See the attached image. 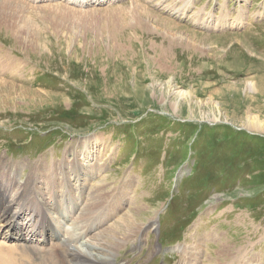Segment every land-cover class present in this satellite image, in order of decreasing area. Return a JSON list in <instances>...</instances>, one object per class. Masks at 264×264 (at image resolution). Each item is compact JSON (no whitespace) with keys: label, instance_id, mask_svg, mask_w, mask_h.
I'll return each instance as SVG.
<instances>
[{"label":"rangeland","instance_id":"374dc122","mask_svg":"<svg viewBox=\"0 0 264 264\" xmlns=\"http://www.w3.org/2000/svg\"><path fill=\"white\" fill-rule=\"evenodd\" d=\"M248 114L264 123V0H0V201L93 149L103 168L79 202L103 180L99 203L118 208L97 227L126 212L156 224L112 264H264V133L241 125ZM50 216L56 238L27 242L36 264L64 236Z\"/></svg>","mask_w":264,"mask_h":264},{"label":"bare ground","instance_id":"6f19581e","mask_svg":"<svg viewBox=\"0 0 264 264\" xmlns=\"http://www.w3.org/2000/svg\"><path fill=\"white\" fill-rule=\"evenodd\" d=\"M8 1L12 2L18 0ZM34 1L38 0H33V2ZM66 1L68 3L76 4L77 7H88L101 3L113 2L115 0ZM238 13L243 14L241 7L238 9ZM235 18L237 19L235 21L237 23L243 21L242 15L240 16L238 14ZM226 19L227 18H224L222 20V18H219V25H223L222 22H225ZM246 85L250 92L254 91L253 82L248 81ZM182 94L183 90H180V88L178 89V87H172L170 93L168 94L170 97H173L175 101L171 104V110L173 113H177L176 104L179 102ZM162 103H164V101ZM217 105L218 104H215L216 110L217 112H220L218 109L219 105ZM201 118L212 123L220 122L221 120L226 119L220 114L205 113H203ZM241 125L245 127L246 130L248 129L251 132L264 133V123L257 115H246L244 121L241 122ZM92 151L93 149H87V154L83 155V160H80L79 157L75 158L78 154L76 151L72 150L70 155L74 157V162L68 165H60L58 167L60 169V172L58 173L59 176L53 174L52 171L50 173L48 172V175L44 176H40L39 173H36L32 176V179L30 180L31 183L24 184L23 189L19 191V193H16L17 195H13L8 201H5L7 196H4V198L0 201V212L4 209V213L0 214V232L5 231V228L6 230L7 228L8 230L10 229V233H12V230H15L16 236L13 238L16 241L12 244H6L4 241L0 242V264H36L35 259H33V250L31 251V247L27 245V242L31 241L38 233L40 238L35 241H42L43 239V241H45L48 237L52 240L53 238H56L52 233V225L50 224L51 221L49 220L50 222H46L47 216L50 214L52 215V217L50 216V219L55 218V224L60 227L64 236L58 237L57 241L53 245H50L49 249L44 248V254L38 260V264H60L52 252L54 250L65 253L68 257V264H112V260L115 259V254L118 250L121 248L123 249V247H126L128 244L135 245V242L138 239L137 235L144 225L149 224L151 229L155 230L156 224L152 217L148 219L149 222L147 224L143 222L137 228H133L135 226L130 223L131 218L127 212L126 214H121L116 224L114 223L115 225L113 229L115 230L109 229L112 224L100 229L98 228L105 224V221H107L118 208L114 206L107 208L105 205L102 206L103 204L99 203V199L103 197V180L97 182L98 185L95 184L96 186L94 190L90 189L88 191V195L84 202H79L81 200V195H84V186L88 178L93 174L100 172L103 168L101 163L87 160L90 158L89 155H92L90 154ZM37 166L38 170H42L43 168L45 169L46 167L44 164L33 165L32 168L34 171H36ZM16 167L17 169H22V166L20 167V165ZM51 167L53 168V166ZM57 184H60L59 188H57ZM5 185L8 187L11 185V182L9 183V181H6V179L3 178L0 180V188L4 193H6L8 189L3 187ZM31 190H34L35 192L33 193ZM76 192L78 195L75 194ZM29 196L36 197L38 200L36 201L37 205L31 201ZM31 203H33V205H31ZM13 204H16V206L14 207ZM65 204L67 205L65 208L66 210L61 208V205L63 206ZM27 212L32 213V216L29 219L22 217L23 214ZM130 213L132 214V211ZM37 217L38 221L36 220ZM10 218H13V220ZM62 226H64L65 229H62ZM24 228L27 230V233L21 232ZM96 228H98V230ZM176 249L182 250L180 247H177Z\"/></svg>","mask_w":264,"mask_h":264}]
</instances>
